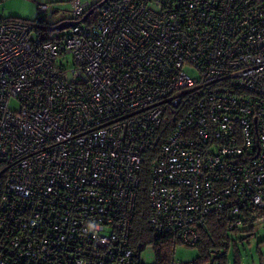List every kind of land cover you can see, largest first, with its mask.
<instances>
[{"label": "built area", "instance_id": "1", "mask_svg": "<svg viewBox=\"0 0 264 264\" xmlns=\"http://www.w3.org/2000/svg\"><path fill=\"white\" fill-rule=\"evenodd\" d=\"M87 4L67 36L0 20V264H142L144 164L150 234L193 264L210 216L264 217V0Z\"/></svg>", "mask_w": 264, "mask_h": 264}, {"label": "rangeland", "instance_id": "2", "mask_svg": "<svg viewBox=\"0 0 264 264\" xmlns=\"http://www.w3.org/2000/svg\"><path fill=\"white\" fill-rule=\"evenodd\" d=\"M72 0H0V20L9 18L34 19L36 17L44 18L37 11L38 4H49L53 9L50 17H46V21L50 24H57L63 20H73L74 16L71 12ZM88 2L90 7L99 0H82ZM45 19V18H44ZM70 27L63 30L49 31V36H67ZM13 107L15 103L11 104ZM246 225L239 231H231L229 238L231 246L227 248L228 264H234V257L237 255L241 264H264V217H258L253 223L250 231H246ZM251 233V234H249ZM249 234V235H248ZM197 246L178 245L175 249L174 259L179 262H186L195 259L198 254ZM262 258V260H261ZM140 261L142 264H155L154 249L146 246L140 252Z\"/></svg>", "mask_w": 264, "mask_h": 264}, {"label": "trees", "instance_id": "3", "mask_svg": "<svg viewBox=\"0 0 264 264\" xmlns=\"http://www.w3.org/2000/svg\"><path fill=\"white\" fill-rule=\"evenodd\" d=\"M101 1L102 0H99L88 8V10L90 8H94V10L86 19H82V15L77 20H83L85 24H91L93 21H95L102 8V6H98ZM25 20L30 21L33 25L34 30L37 31L41 36L49 34V31L44 30V26L54 25L50 24L46 21V19L42 17H36L34 19ZM4 176L5 175L3 173H0V193L3 189ZM139 181L140 182L137 191L136 205L132 220V229L130 237L131 241L133 243H141L143 246L153 243L156 262L155 264H170L172 251V241L170 239V236H163L154 239L150 234L151 232L147 222V218L149 215V205L146 194L147 186L149 183V168L147 164H144L141 167L139 173ZM255 221L256 220L244 221L246 224L249 225L246 227V231H250L252 229L253 223ZM226 227V220H224L221 215H212L208 218L206 227L200 231V239L198 244L196 245L199 251L195 259H193V264L210 263L209 250L211 248L226 249V245L229 239V231ZM240 229L241 228H237L233 231H239ZM233 263L241 264L240 259L237 255H235ZM219 264H225V260L219 259Z\"/></svg>", "mask_w": 264, "mask_h": 264}, {"label": "water", "instance_id": "4", "mask_svg": "<svg viewBox=\"0 0 264 264\" xmlns=\"http://www.w3.org/2000/svg\"><path fill=\"white\" fill-rule=\"evenodd\" d=\"M107 0H102L98 6H102ZM94 8H90L84 15H83V19L87 18L92 12H93ZM75 23L74 20H63L61 22H58L57 24L54 25H46L44 26V30L46 31H55V30H63L66 28H69L71 25H73Z\"/></svg>", "mask_w": 264, "mask_h": 264}]
</instances>
